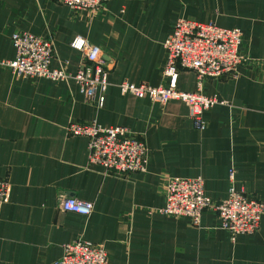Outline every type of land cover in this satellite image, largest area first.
<instances>
[{"label":"crops","instance_id":"obj_1","mask_svg":"<svg viewBox=\"0 0 264 264\" xmlns=\"http://www.w3.org/2000/svg\"><path fill=\"white\" fill-rule=\"evenodd\" d=\"M177 17L236 27L246 59L233 73L205 76L215 102L193 125L179 99L157 102L120 93L116 83L164 85L162 40ZM51 38V65L74 72L79 35L96 44L107 70L103 100L87 101L70 81L13 76L0 64V264H52L62 245H104L107 264H264V214L250 233H228L204 210L196 223L161 214L168 178L199 175L212 201L226 195L227 170L245 194L264 199V0H105L94 11L56 0H0V60L13 57L10 34ZM176 88L195 90V74L178 69ZM120 125L147 148L143 170L109 173L87 160L86 138L70 121ZM62 195L91 202L87 214L59 208Z\"/></svg>","mask_w":264,"mask_h":264},{"label":"built area","instance_id":"obj_2","mask_svg":"<svg viewBox=\"0 0 264 264\" xmlns=\"http://www.w3.org/2000/svg\"><path fill=\"white\" fill-rule=\"evenodd\" d=\"M72 10L94 11L105 0H56ZM13 57L1 59L0 64L9 68L13 76L46 77L55 81L74 82L87 101L103 100V91L109 83L107 70L96 44L75 35L69 46L80 52V61L74 72L51 65L53 45L49 37L33 34L25 30H14L10 34ZM165 59L161 75L164 85H150L147 82L120 80L116 86L120 93L147 96L157 102L179 99L188 106L193 125L201 128L204 124L201 112L222 102L214 94L201 92L205 76H219L233 73L236 66L246 59L241 49V33L236 27L219 26L212 21H195L177 17L162 40ZM178 69H190L195 74V90L183 91L176 88ZM70 135L86 138L87 160L100 165L109 173L124 174L133 170H143L147 148L144 141L126 127L101 125L95 120L85 122L70 121L65 126ZM235 169L227 170L228 186L226 195L212 201L203 192L199 175L168 178L164 188V202L157 208L161 214L182 216L196 223L200 214L211 209L216 226L225 230L229 238L238 233H250L257 227L264 214V199L245 194L233 184ZM9 182L0 177V207ZM58 206L65 211L87 214L91 202L73 195L59 197ZM52 264H107L104 245L80 239L67 241L62 252Z\"/></svg>","mask_w":264,"mask_h":264}]
</instances>
